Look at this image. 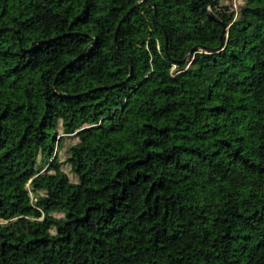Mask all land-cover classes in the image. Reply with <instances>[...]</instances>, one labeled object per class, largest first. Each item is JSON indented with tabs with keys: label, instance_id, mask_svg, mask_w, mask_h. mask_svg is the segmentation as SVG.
I'll return each instance as SVG.
<instances>
[{
	"label": "trees",
	"instance_id": "1",
	"mask_svg": "<svg viewBox=\"0 0 264 264\" xmlns=\"http://www.w3.org/2000/svg\"><path fill=\"white\" fill-rule=\"evenodd\" d=\"M243 1L0 0V264H264Z\"/></svg>",
	"mask_w": 264,
	"mask_h": 264
},
{
	"label": "rangeland",
	"instance_id": "2",
	"mask_svg": "<svg viewBox=\"0 0 264 264\" xmlns=\"http://www.w3.org/2000/svg\"><path fill=\"white\" fill-rule=\"evenodd\" d=\"M243 2H244L243 0H223V7H221V10L228 12L232 10L237 11L243 5ZM62 158H64L63 155L61 159Z\"/></svg>",
	"mask_w": 264,
	"mask_h": 264
},
{
	"label": "water",
	"instance_id": "3",
	"mask_svg": "<svg viewBox=\"0 0 264 264\" xmlns=\"http://www.w3.org/2000/svg\"><path fill=\"white\" fill-rule=\"evenodd\" d=\"M136 6H137V5H136ZM134 9H135V7H134L131 11H133ZM131 11H130V12H131ZM128 14H129V13H128ZM128 14H126V16L122 19V21H121V23H120V25H119V27H118L117 34H118V32H119V29H120L122 23L126 20ZM117 34H116V36H117ZM198 49H199V48H195V49H193V51H192V53L190 54L189 57H191L192 54H193L194 52H196ZM187 60H188V59H187ZM187 60H186V61H187Z\"/></svg>",
	"mask_w": 264,
	"mask_h": 264
}]
</instances>
